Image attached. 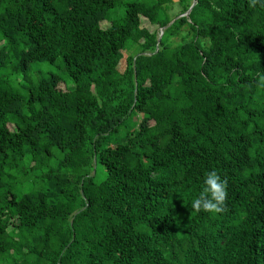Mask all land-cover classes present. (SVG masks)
Returning <instances> with one entry per match:
<instances>
[{
    "label": "trees",
    "instance_id": "obj_1",
    "mask_svg": "<svg viewBox=\"0 0 264 264\" xmlns=\"http://www.w3.org/2000/svg\"><path fill=\"white\" fill-rule=\"evenodd\" d=\"M262 77L264 0H0V264H264Z\"/></svg>",
    "mask_w": 264,
    "mask_h": 264
},
{
    "label": "clouds",
    "instance_id": "obj_2",
    "mask_svg": "<svg viewBox=\"0 0 264 264\" xmlns=\"http://www.w3.org/2000/svg\"><path fill=\"white\" fill-rule=\"evenodd\" d=\"M260 86L264 87V77L260 79ZM226 182L221 179L217 170L208 171L202 186L191 200V208L199 214L201 211L218 214L226 197Z\"/></svg>",
    "mask_w": 264,
    "mask_h": 264
},
{
    "label": "rangeland",
    "instance_id": "obj_3",
    "mask_svg": "<svg viewBox=\"0 0 264 264\" xmlns=\"http://www.w3.org/2000/svg\"><path fill=\"white\" fill-rule=\"evenodd\" d=\"M174 2H176L177 0H173ZM142 25H145V22H143ZM136 46L135 45H131L128 52L125 54V56H133L136 53ZM41 70L42 72H54L55 70L53 68H49L47 66H41Z\"/></svg>",
    "mask_w": 264,
    "mask_h": 264
},
{
    "label": "water",
    "instance_id": "obj_4",
    "mask_svg": "<svg viewBox=\"0 0 264 264\" xmlns=\"http://www.w3.org/2000/svg\"><path fill=\"white\" fill-rule=\"evenodd\" d=\"M193 5L189 8V10L187 11V13L185 14L186 16H188V14L190 13L191 9H192ZM162 35V32L160 34V36Z\"/></svg>",
    "mask_w": 264,
    "mask_h": 264
}]
</instances>
